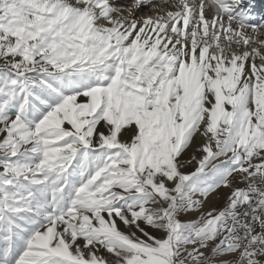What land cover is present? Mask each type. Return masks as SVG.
I'll return each instance as SVG.
<instances>
[{
	"label": "snow or ice",
	"instance_id": "obj_1",
	"mask_svg": "<svg viewBox=\"0 0 264 264\" xmlns=\"http://www.w3.org/2000/svg\"><path fill=\"white\" fill-rule=\"evenodd\" d=\"M258 0H0V264H264Z\"/></svg>",
	"mask_w": 264,
	"mask_h": 264
},
{
	"label": "bare ground",
	"instance_id": "obj_2",
	"mask_svg": "<svg viewBox=\"0 0 264 264\" xmlns=\"http://www.w3.org/2000/svg\"><path fill=\"white\" fill-rule=\"evenodd\" d=\"M257 12H259V8L257 7Z\"/></svg>",
	"mask_w": 264,
	"mask_h": 264
}]
</instances>
